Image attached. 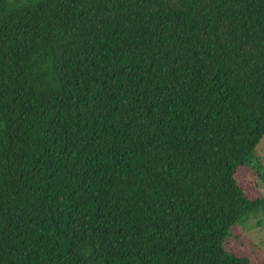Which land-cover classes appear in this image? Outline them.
Masks as SVG:
<instances>
[{
  "label": "trees",
  "instance_id": "16d2710c",
  "mask_svg": "<svg viewBox=\"0 0 264 264\" xmlns=\"http://www.w3.org/2000/svg\"><path fill=\"white\" fill-rule=\"evenodd\" d=\"M263 135L264 0H0V264H249Z\"/></svg>",
  "mask_w": 264,
  "mask_h": 264
},
{
  "label": "rangeland",
  "instance_id": "374dc122",
  "mask_svg": "<svg viewBox=\"0 0 264 264\" xmlns=\"http://www.w3.org/2000/svg\"><path fill=\"white\" fill-rule=\"evenodd\" d=\"M251 169L255 175L250 180L259 187L264 195V178H258L256 173H264V135L251 153ZM231 237L227 241L228 248L239 256H246L249 264H264V210L251 214L231 229ZM246 238L249 246L240 244L239 237Z\"/></svg>",
  "mask_w": 264,
  "mask_h": 264
}]
</instances>
